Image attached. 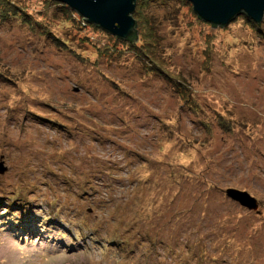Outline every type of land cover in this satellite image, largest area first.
<instances>
[{"label":"rangeland","instance_id":"rangeland-1","mask_svg":"<svg viewBox=\"0 0 264 264\" xmlns=\"http://www.w3.org/2000/svg\"><path fill=\"white\" fill-rule=\"evenodd\" d=\"M22 1L44 23L45 0ZM169 8L154 10L163 57L189 85L198 114L163 78L114 58L96 68L99 77L88 75L17 21L0 26V67L22 78L18 87L33 95L26 99L47 96L64 115L40 103L36 113L78 129L70 126L69 150L64 133L13 117L6 96L20 92L0 82V264H264V40L243 17L213 27L188 7ZM65 30L68 40L84 34ZM87 34L103 48L114 43L111 33ZM60 154L70 163L53 168L49 185ZM173 169L184 174L176 188ZM230 189L248 193L257 209L230 199Z\"/></svg>","mask_w":264,"mask_h":264},{"label":"trees","instance_id":"trees-1","mask_svg":"<svg viewBox=\"0 0 264 264\" xmlns=\"http://www.w3.org/2000/svg\"><path fill=\"white\" fill-rule=\"evenodd\" d=\"M20 1V2H19ZM18 2L14 0H0V26L7 25L8 22H15L19 23L22 26H25L26 29L29 31L31 35L34 37L40 36L41 39H43L42 44L45 46H50L52 48H56L57 50L61 51L62 53L68 54L69 59L74 60L76 62V65L79 66V68L83 71L82 73H88V75H94L95 77H99L100 70L102 69L101 65L103 63H107V66L115 65V61L118 64H121L123 67H138L141 69V74L143 73L147 77L150 78H163L167 83L169 84L170 88L174 90V92L179 96L181 102L180 105L183 107V109L191 110L194 113L198 114L200 106L197 103L195 99L191 97L192 91L189 87V85L184 81L181 75L179 74H171L168 70V64L165 62V59L163 57V52L165 51V47L163 44V39L161 38L159 32H158V25L156 24V15L154 13V10L158 7H164L167 9H170V6H175L176 4H180L181 6L188 7L190 9V16L194 17L200 24L203 23V21L195 14L193 10V6L187 2L186 0H138L137 1V7L136 11L133 15L135 21H136V31H135V38L130 40H121L117 39L114 36V45L107 44L105 47H101L99 45V41L91 40L88 37L87 33H90L96 37V40H98L99 35H110L108 32H104L101 30L98 26L89 24L84 20L83 18L78 17L74 11H72L68 6L61 4L59 2L53 1V0H45L43 4V9L45 12L43 14H40L42 18H44V23L42 21H39L37 18H33L32 16L28 15L27 10L28 8H24L23 1L19 0ZM173 3V4H172ZM26 11V12H25ZM240 17H243L246 24H249L248 28L261 40H264V24L260 23V26L258 23L251 20L246 15H241ZM192 23H190V26ZM263 26V27H262ZM76 28L78 30H81L80 32H83L84 34L77 33L79 37L76 39H73L76 35H71L69 40L67 38H62V33L64 34L66 32L65 28ZM214 27V26H213ZM224 28V27H223ZM90 31V32H89ZM99 33V34H98ZM107 33V34H106ZM83 35V36H82ZM82 36V37H81ZM109 39V38H108ZM205 58L206 62L209 60V57L207 56V52H205ZM113 58L115 60H113ZM110 62V63H109ZM205 62V64H206ZM203 62V66H205V71H211L210 68H206V65ZM91 66H94L91 69ZM106 66V67H107ZM99 68L100 70L96 69ZM89 70V71H88ZM104 70V68L102 69ZM7 70L2 69L0 67V82L2 84H8L7 86L11 88V86H14L15 89L18 90L20 98L16 97V95H7L6 100L10 104V114L14 117L17 114H23L24 118L28 119V117H32L33 120H35V123L38 124L42 128H49L48 130L53 131L61 134L64 133L68 137V142L70 150V142H73V136L72 131L70 129V126H73L77 132L76 126L72 123L70 125H64L61 124L59 120H52L49 118V116H44L41 113H36L34 111L35 107H37V104L40 103L43 106H46L53 111V115L55 114H63L62 111H58L59 108L55 109L54 106H50L48 104V97L36 95L34 98H27L26 96L31 95V92L21 91L18 85H21L18 81L22 82L21 79L16 80V76L11 73H7ZM56 71V68L54 69ZM97 71L99 73H97ZM105 71V70H104ZM103 75V74H101ZM143 75V76H144ZM25 79L28 78V76L24 77ZM88 78V77H87ZM106 80L109 82V85L113 88H117L119 90L118 83L112 79L107 77ZM10 82V83H9ZM77 82L80 83V85H85V83H90V79H87L86 82H84V79H77ZM24 83V82H22ZM95 89H92L91 93L94 94ZM21 94V95H20ZM24 94L25 96H23ZM28 103V104H27ZM33 103V104H32ZM11 104H14L13 106ZM8 113V114H9ZM219 117V124L225 131L229 132L230 125L229 121L226 120L222 113H218ZM31 119V120H32ZM20 123V122H18ZM206 123V122H205ZM204 124V123H202ZM49 125V126H47ZM84 128V123L81 124ZM79 124L78 128H82ZM206 125V124H205ZM207 126V125H206ZM82 128V132H84V129ZM207 128V127H206ZM94 131V130H92ZM169 136H173L170 131L167 133ZM175 143V139L171 142ZM65 150V147L63 148ZM66 151V150H65ZM67 154V152H66ZM66 154H60L59 157H56V160H54L53 165L51 166V170L49 173L52 172L53 168L57 169L59 167H64L65 165L69 164L70 162L67 160ZM52 160V161H53ZM184 160V157L182 156L181 161ZM98 164V163H97ZM105 170V167L102 166ZM97 167L93 166V169L96 170ZM140 168V167H139ZM67 169H71V167H67L66 169H61L60 171L66 172ZM174 170V169H173ZM106 171V170H105ZM54 175L51 173V176L49 179L46 178V181L49 185H51V181L54 177ZM170 181L173 179V186L176 188L178 186L179 180H181V176H184L182 174L179 176L177 171H173L169 174ZM130 176V175H129ZM52 177V178H51ZM90 181V180H89ZM141 180L140 178L137 179L136 182V188H141L142 184L146 183L145 181ZM130 182V181H127ZM87 183V182H86ZM93 180L91 179V186L93 185ZM171 184V182H170ZM172 185V184H171ZM93 185V189H94ZM141 186V187H140ZM155 184V188H156ZM228 191V190H227ZM226 191V195H227ZM174 195H177V193H174ZM179 195V194H178ZM61 202V198L58 200ZM18 200L16 199L14 202H12V205L9 207L15 209L16 206L13 205V203H17ZM11 204V202H10ZM22 210H20V215L23 217L26 215V210L24 207H21ZM151 210V208H149ZM37 222H40V220H37ZM42 222V221H41ZM73 222V221H72Z\"/></svg>","mask_w":264,"mask_h":264},{"label":"water","instance_id":"water-1","mask_svg":"<svg viewBox=\"0 0 264 264\" xmlns=\"http://www.w3.org/2000/svg\"><path fill=\"white\" fill-rule=\"evenodd\" d=\"M68 6L87 23L95 24L121 40L135 38L136 21L133 17L138 0H53ZM195 14L214 27H226L241 15L262 23L264 0H186ZM1 167V166H0ZM5 169L0 170L4 172ZM227 195L241 206L256 210V199L246 192L230 189Z\"/></svg>","mask_w":264,"mask_h":264}]
</instances>
